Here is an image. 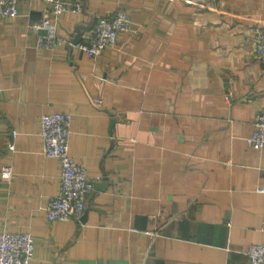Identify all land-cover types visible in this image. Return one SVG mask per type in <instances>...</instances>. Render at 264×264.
I'll use <instances>...</instances> for the list:
<instances>
[{
  "label": "crops",
  "instance_id": "crops-1",
  "mask_svg": "<svg viewBox=\"0 0 264 264\" xmlns=\"http://www.w3.org/2000/svg\"><path fill=\"white\" fill-rule=\"evenodd\" d=\"M49 9L18 0L17 17L0 15V165L14 173L0 232L31 235L29 264H249L264 244V151L245 143L264 111V0H81L57 24L74 44L100 18L131 21L95 58L36 47ZM60 113L94 183L79 222L44 217L59 164L41 154L39 120Z\"/></svg>",
  "mask_w": 264,
  "mask_h": 264
},
{
  "label": "built area",
  "instance_id": "built-area-1",
  "mask_svg": "<svg viewBox=\"0 0 264 264\" xmlns=\"http://www.w3.org/2000/svg\"><path fill=\"white\" fill-rule=\"evenodd\" d=\"M206 3H217L220 0H204ZM49 13L42 16L39 25L32 29L43 30L44 37L36 42L41 50H54L71 47L80 53L95 58L104 50L116 45L119 34L130 31L131 21L124 13L114 18H100L95 26V37L89 44H74L68 38L57 33V24L65 14H77L81 10V0H48ZM0 15L3 18L18 16V0H0ZM253 56L264 66V26H256L253 31ZM69 114H50L39 120L41 154L45 159L56 160L59 164V189L55 196L48 199L44 217L48 222H79L85 211V202L94 189L82 166L72 158L69 150L71 135ZM246 145L255 151H264V111L253 120L252 132L245 139ZM9 151L14 150L11 144ZM13 169L9 165H0V184L9 183L13 178ZM264 180V168L260 170ZM264 194V189L258 190ZM153 238L156 234L148 232ZM35 251L34 241L29 233L0 232V264H29ZM249 264H264V244L252 245L246 251Z\"/></svg>",
  "mask_w": 264,
  "mask_h": 264
},
{
  "label": "water",
  "instance_id": "water-1",
  "mask_svg": "<svg viewBox=\"0 0 264 264\" xmlns=\"http://www.w3.org/2000/svg\"><path fill=\"white\" fill-rule=\"evenodd\" d=\"M46 33V32H45Z\"/></svg>",
  "mask_w": 264,
  "mask_h": 264
}]
</instances>
